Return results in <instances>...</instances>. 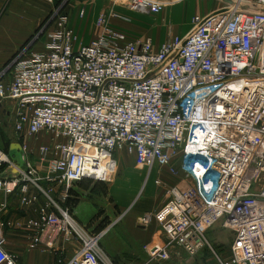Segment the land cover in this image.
Segmentation results:
<instances>
[{"label":"built area","instance_id":"built-area-1","mask_svg":"<svg viewBox=\"0 0 264 264\" xmlns=\"http://www.w3.org/2000/svg\"><path fill=\"white\" fill-rule=\"evenodd\" d=\"M124 1L133 13L158 15L177 0ZM231 1L194 16L188 33L158 48L116 29L113 21L127 20L114 11L100 13L94 38L78 44L69 14L53 10L41 50L16 58L7 82L0 74L24 163L0 150V195H17L23 208L38 195L46 200L37 219L0 220V264H18L6 250L5 230L15 227L28 235V250L52 249L58 237L74 241L78 248L58 264H111L103 234L85 231L62 205L73 184L106 183L121 150L149 175L157 167L180 179L166 203L140 219L161 230L142 246L148 263L167 262L177 248L196 255L220 223L232 242L227 261L215 255L218 264H264V0Z\"/></svg>","mask_w":264,"mask_h":264},{"label":"rangeland","instance_id":"rangeland-1","mask_svg":"<svg viewBox=\"0 0 264 264\" xmlns=\"http://www.w3.org/2000/svg\"><path fill=\"white\" fill-rule=\"evenodd\" d=\"M243 1L253 2V0ZM124 2V0L116 2L121 7L59 8H61L60 10L65 9L64 11L69 14L72 25L74 22L76 23L75 29L78 32L79 41L81 43L85 41L86 44L87 39L91 41L96 35L94 22L97 16L103 12L114 11L125 17L126 22L118 23L122 24L119 25V28L124 30L127 35L141 36L144 31L157 27L155 30L158 35L165 36L168 31V38L188 33L193 28L191 20L194 16H206L226 6L222 0H182L175 4V7H167L160 15L149 17L131 12L127 7H124ZM52 8L56 10L58 7ZM81 9L85 10L83 17H79ZM48 19L50 17L43 22L38 30L43 38L52 28V19ZM13 61L6 65L10 64L9 67H5L3 73H0L4 74L3 78H9L8 72ZM14 121L12 102L0 99V150H8L12 143L22 145L21 137L14 131ZM9 157L17 166L23 167L20 151H10ZM8 176H13L12 170L8 172ZM157 179H160L159 185L154 183ZM178 181L180 179L169 176L165 171L159 172L157 167H154L149 175L147 170L135 165L132 156L126 150H121L113 154V165L106 183L82 181L72 185L68 208L78 226L87 232L105 235L99 244L111 264H128L127 249L134 252L133 254L138 257L136 261H141V264H218L215 255L221 260L227 261L225 259L230 256L229 246L232 242V235L224 231L220 227V223L207 231V245L194 256L177 248L172 250L167 262L148 263V258L141 246H129V237L124 229V219L135 215L136 223L140 226L142 217L154 214L166 203L167 190ZM120 183L124 185L127 192L123 199L118 200L114 195V188ZM0 218L2 219V217ZM5 235H7L6 230ZM8 236L12 243V237ZM33 255L37 256L35 252L25 255L22 258L23 263L26 264ZM134 264L137 263L134 262Z\"/></svg>","mask_w":264,"mask_h":264},{"label":"crops","instance_id":"crops-1","mask_svg":"<svg viewBox=\"0 0 264 264\" xmlns=\"http://www.w3.org/2000/svg\"><path fill=\"white\" fill-rule=\"evenodd\" d=\"M113 1L114 0H68L66 2L56 1L54 4H49L46 0H0V73H3L5 67H9L10 64L8 66L6 65L10 61L15 60L23 54L35 52L42 48L43 43L46 41L45 37L51 30L46 33L44 38L42 34H39L38 30L47 18L50 17L48 20H51L54 10L52 7H121L118 3L115 1L114 3ZM181 1L182 0H177L168 7H175V4ZM165 9L162 12H164ZM162 12H160L158 15H160ZM158 15L147 16L150 17ZM73 18H75L74 15ZM70 24L74 30V33L78 37V32L75 29L76 23L74 22L75 26L72 25L71 17ZM112 24L116 29L118 28L120 31L126 33L124 30L119 28V25L122 24L118 23V21H113ZM156 28L157 27L144 31V34L141 36H134L132 34H128L127 36L130 39L151 38L154 47L158 48L167 40L168 31L166 32L167 34L165 33V36H160L156 32ZM89 41L90 40L87 39L86 44H88ZM84 42L82 41L81 43L78 37V44L85 45ZM3 81L7 82L8 79L3 78ZM38 144L39 143H35L32 145L33 153H36ZM9 154L10 147L8 149V155ZM32 157L33 156H31V158ZM29 194L38 195V193H36L32 187L29 188ZM3 203H5L6 207L5 209H2L0 206V217H2L0 220H10L14 223L21 224L27 219H37L38 210L45 205L46 200L42 195H38V200L34 205L23 208L19 206L17 195L6 198L0 195V205ZM68 204L69 200L65 205L62 206H68ZM72 218L75 221L73 216ZM124 220V229L126 235L129 237V246L135 245L141 246L142 248L143 245H148L154 240L162 238L160 227L155 222H153L148 227H141L137 225L135 215L126 217ZM6 231V250L18 255V264H24L22 258L32 252H35L37 256L33 255L26 264H58L64 258L70 257L78 248L74 241H65L64 238L58 237L53 243L52 249H47L43 246L35 250H28L27 246L29 243V237L23 230H19L17 227H15L14 229H6ZM8 235L12 237V243ZM104 237L105 235H103L102 238ZM126 252L129 254L128 264H134V262L137 264L142 263L141 261H136L138 257L133 254V251L127 249ZM228 259L229 258L227 257L225 260Z\"/></svg>","mask_w":264,"mask_h":264},{"label":"bare ground","instance_id":"bare-ground-1","mask_svg":"<svg viewBox=\"0 0 264 264\" xmlns=\"http://www.w3.org/2000/svg\"><path fill=\"white\" fill-rule=\"evenodd\" d=\"M78 150L82 153H86V154H95V150L93 148L90 147H86V146H79ZM105 161V157L101 159V164L103 165ZM196 165L200 166L199 163H196ZM102 168L104 169V167L102 166ZM126 190L124 185H122L121 183L119 185H117L114 188V195L118 200H121L124 198V196L126 195Z\"/></svg>","mask_w":264,"mask_h":264},{"label":"water","instance_id":"water-1","mask_svg":"<svg viewBox=\"0 0 264 264\" xmlns=\"http://www.w3.org/2000/svg\"><path fill=\"white\" fill-rule=\"evenodd\" d=\"M225 4L231 5L232 1L231 0H223ZM10 151H21V147L18 144H11L10 145Z\"/></svg>","mask_w":264,"mask_h":264},{"label":"trees","instance_id":"trees-1","mask_svg":"<svg viewBox=\"0 0 264 264\" xmlns=\"http://www.w3.org/2000/svg\"><path fill=\"white\" fill-rule=\"evenodd\" d=\"M4 152L8 154V150H5Z\"/></svg>","mask_w":264,"mask_h":264}]
</instances>
